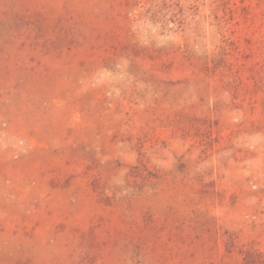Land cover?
I'll list each match as a JSON object with an SVG mask.
<instances>
[{"label": "rangeland", "instance_id": "rangeland-1", "mask_svg": "<svg viewBox=\"0 0 264 264\" xmlns=\"http://www.w3.org/2000/svg\"><path fill=\"white\" fill-rule=\"evenodd\" d=\"M0 264H264V0H0Z\"/></svg>", "mask_w": 264, "mask_h": 264}]
</instances>
